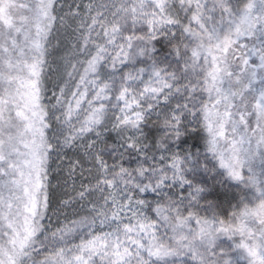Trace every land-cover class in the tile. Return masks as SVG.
Segmentation results:
<instances>
[{"label":"snow or ice","instance_id":"snow-or-ice-1","mask_svg":"<svg viewBox=\"0 0 264 264\" xmlns=\"http://www.w3.org/2000/svg\"><path fill=\"white\" fill-rule=\"evenodd\" d=\"M0 264H264V0H0Z\"/></svg>","mask_w":264,"mask_h":264}]
</instances>
